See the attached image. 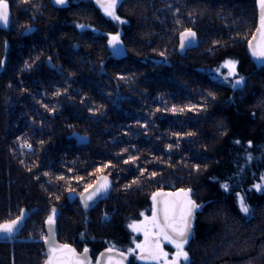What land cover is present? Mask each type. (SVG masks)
Instances as JSON below:
<instances>
[{
	"label": "trees",
	"instance_id": "1",
	"mask_svg": "<svg viewBox=\"0 0 264 264\" xmlns=\"http://www.w3.org/2000/svg\"><path fill=\"white\" fill-rule=\"evenodd\" d=\"M7 2L0 224L25 221L0 235V264H43L53 208L61 242L94 259L128 252L140 237L129 225L152 215L153 194L178 189L199 205L186 264H264V60L250 47L258 0H119V19L95 0ZM189 29L198 44L182 54ZM101 174L112 191L84 209L78 196ZM130 264L148 263L131 254Z\"/></svg>",
	"mask_w": 264,
	"mask_h": 264
},
{
	"label": "snow or ice",
	"instance_id": "2",
	"mask_svg": "<svg viewBox=\"0 0 264 264\" xmlns=\"http://www.w3.org/2000/svg\"><path fill=\"white\" fill-rule=\"evenodd\" d=\"M57 3L63 4L65 0H56ZM118 0H108L107 3L102 4L104 11L107 15L113 17L114 19H119L115 16V7ZM261 16H260V27L258 32L264 37V0H258ZM9 4L7 0H0V25L7 26L9 23ZM195 33L191 30L186 31L181 34V47H184V41L189 40V38L195 37ZM118 41V36H113L110 43H116ZM250 43V47H251ZM253 55L264 58V43L253 49ZM229 65L234 69V62L229 61ZM239 83V81L237 82ZM175 111V109H173ZM31 147V145H26ZM155 175V173H153ZM104 183L93 188L91 193L85 198L86 201L92 200L93 197L102 191H105L108 187L107 178H104ZM223 187L227 188V185ZM259 190L260 185H255ZM87 191V190H86ZM83 195V194H82ZM177 199H158V197H172L171 193H154L153 199V209L152 216L149 219L145 217L144 221L139 224L133 223L129 225L134 231H143L145 236V241L143 244H137L136 248L140 250L139 259L141 260H161L163 259V264H180L181 259L184 261L188 260V253L184 251V245L189 239V235L192 228V219L195 210L199 207L190 198V190L183 191L181 193L175 194ZM85 206H88L87 203ZM239 206L241 210L245 213L249 211L244 199L241 197L239 201ZM162 213V219H161ZM55 208L52 209V214L47 218V224L49 226L55 223ZM22 216L16 219L0 224V233L7 234L8 238L15 231L19 225ZM163 238L175 246V253L171 259L168 260V253L164 252L159 246L160 239ZM50 244L48 260L45 264H87V252L88 249H84V256L78 257L76 255L75 249H72L68 245L52 246L51 241L45 238ZM112 252V249L108 250ZM129 252L135 251L134 249H129ZM103 255V254H102ZM124 257V253L120 254ZM99 264V261H97ZM107 264H121L120 260H113L111 256L108 258Z\"/></svg>",
	"mask_w": 264,
	"mask_h": 264
},
{
	"label": "water",
	"instance_id": "3",
	"mask_svg": "<svg viewBox=\"0 0 264 264\" xmlns=\"http://www.w3.org/2000/svg\"><path fill=\"white\" fill-rule=\"evenodd\" d=\"M95 1H96V3L99 6H101L102 4H105V3L108 2V0H95ZM53 2L55 4H57V5H65L67 3V0H65V2L63 4L57 3L56 0H53ZM118 2H119V0H118ZM260 16H261V9H260V6H259L258 26H257V29L255 30V32H254V34H253V36L251 38V45H252L251 48H252V51H253L254 48H257L258 45L264 43V37H262L261 34L258 32V29L260 27ZM32 30H33V28H29V29L25 30V32L28 33V32H31ZM189 30H191V29H189ZM186 31H188V30L182 31L180 33V35H179V52L182 53V54L185 53L188 49L195 48L197 46V44H198V35H197L196 31L191 30L192 32H194L196 34L195 37L189 38V40H185L184 41V47L183 48L181 47V34L182 33H185ZM111 39L109 40L110 47L113 48V49L118 50L119 52H123V44L120 41V39L118 38V41L116 43H110ZM255 57L258 58V59L264 60V58H261V57H258V56H255ZM80 141L81 142L82 141H86V139L85 138L84 139H80ZM105 177L107 178V183H108L107 189L105 191H102L100 193H97V195L95 197H93L92 200L86 201L85 198L91 193V191L93 190V188L96 187V186H98V185H100V184H103L105 182L104 181V178ZM112 187H113V183H112V179L110 178V176H108L106 174L99 175L97 177V179L94 181V183L89 188L86 189L87 191L84 190L83 192H81L79 194L78 198H79V201H80L82 207L84 209H90V208H92L93 206H95L98 203V201L100 199H102L104 197H107L110 194V192L112 190ZM181 190H183V191H189L190 189H178V190H173V191L159 190V191H157L155 193H171V194H173L172 197H158V199H165V198H168V199H177V196L175 194L181 193ZM190 198H191L192 201H194L197 204L196 200L192 197V191L191 190H190ZM86 203H87L88 206H85ZM197 210H198V208L195 210L194 215H193L192 228H191V232H190V235H189V239L191 238V235L193 233V227H194V221H195V214H196V211ZM161 219H162V213H161ZM24 221L25 220L22 217L19 225L17 226V228L15 229V231L11 234V237L16 236L20 232L21 228L24 225ZM58 231H59V229H58V224H57V221L56 220H55V223L53 225H51V226H49L47 224V222H45L46 238H48L51 241V245L52 246L68 245L72 249H75L76 255L78 257H83L84 256V250L79 251L74 245L69 244V243L61 242L58 239ZM0 235L3 236V237H8L7 234H3V233H0ZM189 239H188V241H189ZM43 244H44V247H45V250H46V259H45V261L43 263V264H45V262L48 260L50 244H49V242L46 241V239H44ZM87 249H88V252L86 254L87 255V264H97V261H99V264H107L109 256H111L114 261L115 260H120L121 261V264H130L131 255L127 251L120 250V249H118L116 247L103 249L101 252L98 253V255H97V257H96L95 260H94V258L91 255L90 248H87ZM109 249H112L113 251L112 252H109L108 251ZM121 253H124L125 254L124 257H121V255H120Z\"/></svg>",
	"mask_w": 264,
	"mask_h": 264
},
{
	"label": "rangeland",
	"instance_id": "4",
	"mask_svg": "<svg viewBox=\"0 0 264 264\" xmlns=\"http://www.w3.org/2000/svg\"><path fill=\"white\" fill-rule=\"evenodd\" d=\"M104 10V9H103ZM225 67L228 69V73L230 76H233L236 74V66L234 67V69L229 65V63H226L225 64ZM113 183V182H112ZM89 188V187H88ZM113 188V187H112ZM112 191V190H111ZM111 193V192H110ZM71 197H74V194H71ZM152 215H144L143 218L139 221H135V222H132L131 224L133 223H137L139 224L141 221H144L145 217H148L149 219L151 218ZM56 220V219H55ZM130 224V225H131ZM131 231L133 232L134 236L137 237V236H140L139 237V240H136L135 243H134V246L131 247L130 249H134L135 251L133 252H129L128 253L131 255V254H134L135 255V258L142 262V263H148V264H163V259L161 260H141L139 259V255L141 254L140 253V250L136 248V245L137 244H143L144 241H145V236H144V233L143 231H134L131 227H130ZM43 238V241L44 239L46 238V232L44 231V234L42 236ZM186 245V244H185ZM185 245H184V251H186V248H185ZM159 246L160 248L163 249L164 252L168 253V260L171 261L176 249H175V246L174 244L170 243L169 241L161 238L160 241H159ZM187 252V251H186ZM189 257V256H188ZM46 259V258H45ZM95 260V259H94ZM45 261V260H44ZM189 261V258L187 261H184L183 259H181L180 261V264H186L187 262ZM44 263V262H43Z\"/></svg>",
	"mask_w": 264,
	"mask_h": 264
}]
</instances>
